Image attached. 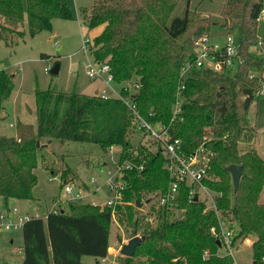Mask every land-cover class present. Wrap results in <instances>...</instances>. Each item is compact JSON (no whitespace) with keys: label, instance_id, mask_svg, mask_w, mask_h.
<instances>
[{"label":"trees","instance_id":"trees-1","mask_svg":"<svg viewBox=\"0 0 264 264\" xmlns=\"http://www.w3.org/2000/svg\"><path fill=\"white\" fill-rule=\"evenodd\" d=\"M179 0H95L89 12L84 11L89 29L105 25L97 38L96 59L112 66L117 82L138 75L141 90L138 104L142 114L152 121L170 122L172 108L180 85L182 65L195 58V41L210 33L208 28L197 31L184 43H177L190 28L193 12L191 0H186L183 15L168 18ZM264 0H228L224 23L228 32L236 33L243 48L258 42V16ZM162 11H165L164 14ZM71 7L62 0H0V40L8 46L13 39H24L50 31L55 18H72ZM264 29V28H263ZM264 43V32L261 35ZM246 64L236 74H220L212 70L192 69L184 78L185 89L181 119L171 132L182 139L184 147L193 151L208 135L205 145L214 156L210 175L205 182L222 196L220 211L234 218L238 236H253L256 261L264 264V159L255 150L242 151V140H253L255 128L250 125L249 111L255 101L259 79H250L252 71H264V56L246 52ZM43 57H49L43 54ZM58 64V63H56ZM264 78V77H263ZM15 86L12 74L0 71V121L5 103ZM36 124L18 120L17 135L0 134V196L7 203L12 199H32L38 183L35 169L43 147L53 140L92 142L107 149L113 144L123 146L125 158L131 148L132 132L129 113L116 99L102 100L96 95L62 92L53 88L35 92ZM210 125L212 134H203ZM47 139V143H42ZM41 142L40 146L37 142ZM137 163L145 169L127 171L125 200L134 201L126 209V221L137 232L144 228L136 217V202L142 193L165 192L171 177L165 169V158L139 147ZM124 158V157H123ZM243 167L240 188L235 193L231 174L226 167ZM189 187L182 186L179 206L186 208L183 219H170L165 209L155 228H144L145 239L136 247V256H144L149 264H175L187 259V264H202L203 251L218 250L220 244L210 233L217 223L216 213H204L201 201H188ZM150 201L151 198H148ZM147 199V200H148ZM149 201V202H150ZM154 208L151 206L150 209ZM112 210L89 203L71 202L69 211H50L45 218L32 217L23 234L24 259L20 264H83L84 256L106 258L109 254ZM233 219V220H234ZM138 233V232H137ZM210 250V251H211ZM209 264H231L228 259L214 257Z\"/></svg>","mask_w":264,"mask_h":264},{"label":"rangeland","instance_id":"rangeland-1","mask_svg":"<svg viewBox=\"0 0 264 264\" xmlns=\"http://www.w3.org/2000/svg\"><path fill=\"white\" fill-rule=\"evenodd\" d=\"M62 1L71 7L73 11L72 18H55L52 30L42 31L35 36L27 33L24 39H13L14 45L12 46H8L3 40H0V65L5 67L7 74L13 75L15 81L14 90L2 111L0 134L16 136L19 119L36 124L35 92L37 89L53 88L62 92L75 91L95 95V91L102 86L100 81H93L87 76L83 64V61L86 60L83 39H92L89 54L91 58L96 59L95 55H97L98 48L96 42L103 31L95 35L94 30L96 28L104 30L105 28V25H100L94 29L88 27V19L85 17L84 11L89 12L92 10L95 0ZM227 1L191 0L190 9L193 12L191 26L176 42L184 43L194 36L197 31L206 28L215 37L224 35L227 32L226 27L223 26ZM185 8L186 0H179L171 14H168V18L183 15ZM162 12L164 14L165 11ZM258 28L259 37H262L264 25ZM57 42L58 45H56ZM43 54L49 57H43ZM104 61H109V58L104 59ZM56 63L60 64V70L58 74H53L51 68ZM131 79L136 80L140 77L133 75L132 78L122 82ZM249 121L250 125L255 128V137L253 140H242L240 149L242 151L255 150L264 159L263 96L258 97L252 103L249 111ZM203 132V134L213 133L210 125H205ZM128 139L136 147L143 145L150 152L155 149L154 144L148 141L149 136L144 138L139 132H130ZM41 142L47 143V139H43ZM43 151L46 153V157L42 159V156H40L38 167L34 171L38 177V183L33 189V198L17 199L18 203L16 205L22 211L33 217L45 218L47 213L52 210L53 205L56 204V201H60L58 207L68 211L69 204L63 203L65 193L62 181L86 184L92 177L97 179L98 184L102 187L98 195L93 194L80 203L102 204L108 197L113 195L104 186L106 176L100 172L103 163L110 161V154L103 149L101 144L80 141L60 143L58 140H53L43 147ZM155 193L144 191L141 199L143 206L136 207L135 205L137 208L136 217L141 220L144 228H155L162 214L160 209L156 208L157 201L153 197ZM151 197L152 200L147 203L146 200ZM263 198L264 188L261 202ZM125 201L112 213L109 223L111 247L106 261L101 264H128V257L122 253L123 243L129 240L135 230L133 224L126 221L127 217L124 214L127 206L134 205L135 202L127 199ZM206 201L210 204L209 200ZM97 206L100 207V205ZM151 206H154V208L150 209ZM206 208L205 205L204 213H208ZM215 215L217 223L210 227V233L215 239L218 240L219 236L217 235H221L225 229L237 230L236 227L230 225L232 223L237 224L234 218L233 220L222 211L219 212V215ZM148 217L151 219H148ZM169 218L172 219L170 216ZM213 227L216 228L217 235L212 232ZM144 228L137 231L139 235H143ZM2 231H0V264H20L24 259L23 250H18L23 247L22 231ZM11 238H14V243H10ZM120 240H123V243ZM253 241V236L234 238L232 252L223 246L213 252L210 248H206L200 261L202 264H209L214 257H218L219 260L228 259L231 264H262V259L258 262L255 259L252 249ZM101 259L86 255L83 258V264H97V262H101ZM130 264H149V262L146 257L140 255L134 257ZM175 264H187V259L183 262L177 261Z\"/></svg>","mask_w":264,"mask_h":264},{"label":"built area","instance_id":"built-area-1","mask_svg":"<svg viewBox=\"0 0 264 264\" xmlns=\"http://www.w3.org/2000/svg\"><path fill=\"white\" fill-rule=\"evenodd\" d=\"M258 22L264 25V8L258 16ZM92 39H83V49L86 60L83 64L86 68L87 76L93 81H100L102 86L95 94L102 100L116 99L121 101L129 113L130 128L133 132H139L144 138L149 136V142L154 144L153 153H161L165 158V169L168 171L171 181L165 192H156V208L165 209L172 219H183L186 216V208L179 206L182 186L189 187L188 201H201L206 205V211L212 210L219 215L218 200L222 196L221 192H216L206 184L205 180L210 178V162L214 153L205 145L210 140L208 135L203 138L201 143L193 151L187 150L181 138L171 132L172 125L181 119L184 102L183 90L185 89L184 78L192 69L212 70L220 74H236L246 64V52H251L257 57L264 56V43L261 37L258 42L246 50L243 48L244 39H240L236 33L226 32L224 35L215 37L212 33L204 34L195 41V58L186 61L180 72V85L172 108V118L170 122L162 120L152 121L146 118L139 107L138 95L142 84L138 79H131L127 82L119 83L116 81L112 66L108 62L98 61L91 58L89 51ZM58 45V42L56 43ZM5 67L0 65V71ZM250 79H259V86L255 93L256 98L264 97V71H251ZM147 142V143H149ZM129 158H125L123 146L113 144L106 151L110 154V161L104 162L100 167V172L106 176L104 186L113 195L108 197L105 202L92 203L100 205L102 209L110 208L112 213L125 201V191L128 186L126 172L137 170L142 172L145 169L144 161L139 163L134 158L139 156V145L132 144ZM124 157V158H123ZM63 182L65 198L70 202L85 201L89 196L99 192L102 187L97 179L92 177L86 184H76L73 182ZM89 189V190H88ZM209 200L210 204L206 201ZM56 201L51 211H61ZM33 216L22 211L16 204L6 205L0 208V230L23 231L27 221ZM148 219H151L148 217ZM212 232L217 235L216 228ZM235 229H225L219 236L220 246L227 250H233ZM141 236V235H140ZM128 242V240H127ZM106 261L102 258L100 263Z\"/></svg>","mask_w":264,"mask_h":264},{"label":"water","instance_id":"water-1","mask_svg":"<svg viewBox=\"0 0 264 264\" xmlns=\"http://www.w3.org/2000/svg\"><path fill=\"white\" fill-rule=\"evenodd\" d=\"M60 70V64H55L51 68V72L53 74H58ZM37 145L40 146V142H37ZM48 145V144H47ZM226 170L231 174L232 182H233V189L236 193L240 188L241 177L243 175V167L240 164H231L226 167ZM195 200H198V197H195ZM150 200H146L148 203ZM137 207H142L143 203L141 201L136 202ZM145 239V236H140L136 231L130 236L128 242L123 243V240H120L123 243L122 253L126 257H132L135 253L136 247ZM218 244H220V240H217ZM97 264H101L97 262Z\"/></svg>","mask_w":264,"mask_h":264},{"label":"crops","instance_id":"crops-1","mask_svg":"<svg viewBox=\"0 0 264 264\" xmlns=\"http://www.w3.org/2000/svg\"><path fill=\"white\" fill-rule=\"evenodd\" d=\"M101 31H103L102 28H98V29L96 28V29L94 30V34L96 35V34L100 33ZM50 42H51V41H50ZM101 84H102V83H101ZM97 91H98V90L95 91V94L97 93ZM98 193H99V192H97L96 195H98ZM91 196H92V195H91ZM16 203H18V202H17V199H12V200H10V201H8V202L6 203V202L3 200V198L0 197V208L5 207L6 205L16 204ZM63 203H66V204L68 203V204H70L71 202L68 201L66 198H64ZM61 204H62V202H61ZM66 204H65V205H66ZM90 204H91V203H90ZM62 210L65 211V212H68V211H69V205H68V211L65 210L64 208H62ZM49 212H50V211H49ZM0 231H2V230H0ZM2 232H5V231H2ZM10 233H13V232H10ZM10 243H14V238H11V239H10ZM18 250H19V251L23 250V247H22V249L19 248Z\"/></svg>","mask_w":264,"mask_h":264}]
</instances>
